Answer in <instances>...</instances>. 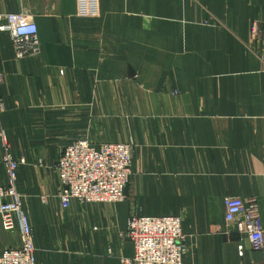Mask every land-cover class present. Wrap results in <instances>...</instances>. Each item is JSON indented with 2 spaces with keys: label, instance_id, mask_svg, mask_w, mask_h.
Here are the masks:
<instances>
[{
  "label": "crops",
  "instance_id": "0c3cea01",
  "mask_svg": "<svg viewBox=\"0 0 264 264\" xmlns=\"http://www.w3.org/2000/svg\"><path fill=\"white\" fill-rule=\"evenodd\" d=\"M22 10L42 51L17 59L0 32V98L36 264H122L132 216L180 217L181 264H264L225 219L255 198L264 225V0H0ZM80 140L133 144L125 201L62 207L55 166ZM21 244L0 217V255Z\"/></svg>",
  "mask_w": 264,
  "mask_h": 264
},
{
  "label": "built area",
  "instance_id": "2783aa9c",
  "mask_svg": "<svg viewBox=\"0 0 264 264\" xmlns=\"http://www.w3.org/2000/svg\"><path fill=\"white\" fill-rule=\"evenodd\" d=\"M0 32L11 35L17 59L41 54V41L35 18L22 10L0 14ZM5 105L0 98V140L5 150L2 159L6 182L0 181V217L8 232H21L20 247L8 248L0 255V264H36L31 222L23 210L17 187L18 170L25 159L17 160L9 152L2 115ZM134 146L131 143H103L98 148L80 140L63 149L55 166L61 190L59 198L68 209L74 201L80 204L123 202L131 182ZM225 219L229 228L246 235L252 250L264 257V225L255 198L225 199ZM127 237L134 246V255L122 264H181L187 253L180 217H139L129 219Z\"/></svg>",
  "mask_w": 264,
  "mask_h": 264
}]
</instances>
